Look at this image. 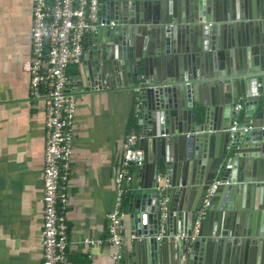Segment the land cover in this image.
<instances>
[{
    "label": "water",
    "instance_id": "95a60500",
    "mask_svg": "<svg viewBox=\"0 0 264 264\" xmlns=\"http://www.w3.org/2000/svg\"><path fill=\"white\" fill-rule=\"evenodd\" d=\"M101 16L107 25L84 37L81 88L136 85L143 75L145 161L126 176V263L264 264V0H102ZM160 188L170 199L163 241Z\"/></svg>",
    "mask_w": 264,
    "mask_h": 264
},
{
    "label": "crops",
    "instance_id": "0c3cea01",
    "mask_svg": "<svg viewBox=\"0 0 264 264\" xmlns=\"http://www.w3.org/2000/svg\"><path fill=\"white\" fill-rule=\"evenodd\" d=\"M33 24L34 0H0V264L46 260L47 109L43 99L31 96L32 77L24 69L32 51ZM82 66L69 69L77 111L63 208L68 227L65 264H113L116 248L109 239V215L117 202L118 177L124 175L126 189V176L138 173V167L124 165V144L129 132L139 131L135 89L143 75L136 85L83 90ZM238 118L244 120L245 109ZM127 196L120 232L122 264H127L133 246Z\"/></svg>",
    "mask_w": 264,
    "mask_h": 264
},
{
    "label": "built area",
    "instance_id": "2783aa9c",
    "mask_svg": "<svg viewBox=\"0 0 264 264\" xmlns=\"http://www.w3.org/2000/svg\"><path fill=\"white\" fill-rule=\"evenodd\" d=\"M102 0H34V24L31 32L32 51L24 62V69L31 74V96L43 99L47 109V146L45 170V264H65L68 249V227L63 208L68 201L65 185L71 171L73 146V123L77 111L73 79L69 69L83 63L84 37L106 26L101 16ZM142 81V79H141ZM142 85L137 87L136 114L140 111ZM244 110L240 103L238 114ZM238 115V117H239ZM240 119L231 128L235 137ZM249 129H246L248 132ZM140 135L131 131L124 144V165L141 167L144 151L141 149ZM130 179V178H128ZM125 177H118V195L115 210L109 215V239L115 245L113 264H122L123 238L120 235L125 218L123 202ZM216 181L208 190L205 205L199 213L193 228V235L199 234L218 190ZM160 225L158 241L167 238V219L170 199L166 190L160 188ZM175 242L186 240L188 234L170 237Z\"/></svg>",
    "mask_w": 264,
    "mask_h": 264
},
{
    "label": "clouds",
    "instance_id": "9594fccd",
    "mask_svg": "<svg viewBox=\"0 0 264 264\" xmlns=\"http://www.w3.org/2000/svg\"><path fill=\"white\" fill-rule=\"evenodd\" d=\"M139 132V131H138ZM139 144H140V140H139ZM142 149V148H141ZM144 151V150H143ZM145 154V153H144ZM144 161H145V157H144ZM143 165H144V163H143ZM142 165V166H143ZM133 166V165H132ZM136 167V166H135ZM128 178H129V176H128ZM126 181H127V179H126Z\"/></svg>",
    "mask_w": 264,
    "mask_h": 264
},
{
    "label": "rangeland",
    "instance_id": "374dc122",
    "mask_svg": "<svg viewBox=\"0 0 264 264\" xmlns=\"http://www.w3.org/2000/svg\"><path fill=\"white\" fill-rule=\"evenodd\" d=\"M47 146V145H46Z\"/></svg>",
    "mask_w": 264,
    "mask_h": 264
}]
</instances>
